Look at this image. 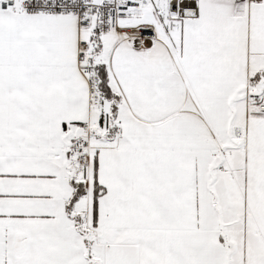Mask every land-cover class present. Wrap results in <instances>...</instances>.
Listing matches in <instances>:
<instances>
[{
	"label": "snow or ice",
	"instance_id": "1",
	"mask_svg": "<svg viewBox=\"0 0 264 264\" xmlns=\"http://www.w3.org/2000/svg\"><path fill=\"white\" fill-rule=\"evenodd\" d=\"M0 264H264V0H0Z\"/></svg>",
	"mask_w": 264,
	"mask_h": 264
}]
</instances>
